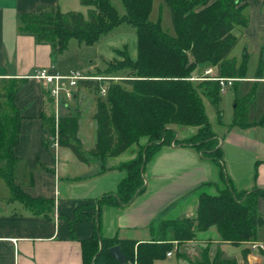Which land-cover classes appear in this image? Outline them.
<instances>
[{"label": "trees", "instance_id": "16d2710c", "mask_svg": "<svg viewBox=\"0 0 264 264\" xmlns=\"http://www.w3.org/2000/svg\"><path fill=\"white\" fill-rule=\"evenodd\" d=\"M163 1L171 12L175 36L150 21L153 0H122L126 10L123 17L111 0H81L83 6L90 9L88 16L79 12L64 13L58 6H40L36 12L20 16V33L34 37L38 44H51L56 55L67 52L72 40L94 46L102 36L124 23L136 29V59L130 58L127 49L125 55L119 51L123 61L116 66L110 64L100 75L120 78L109 81L106 96H101L100 82L81 81L79 88L97 95L96 144L91 155L107 160L133 146H138L139 152L133 160L114 168L125 173L116 192L78 207L73 218L67 219L71 236L74 237L76 224L94 222V235L81 241L84 264H121L110 253L115 246L121 247L125 264H155L174 250L189 264H240L220 248L214 258L208 250L201 252L194 263L186 250L185 254L180 253L181 248L185 249L200 234L215 229L221 243L245 248L241 252L243 264H251L248 246L259 240L264 228V216L257 211L259 201L264 199V189L256 188L250 193L239 191L225 173L220 146L204 149L217 140L212 135L204 99L221 115V85L213 79L249 78L248 56L244 55L246 59L241 64L230 57L239 43L234 31L247 28L250 23L247 5L243 0ZM213 68H219L220 73L207 76ZM19 84L17 80H8L0 85V178L11 191V201L22 203L36 217L52 219L54 200L33 197L15 178L18 160L15 152L21 141L23 122L22 112L15 103ZM254 97L255 91L236 100L232 128L246 129L255 125L249 120ZM81 116L77 111L60 117L59 146L69 148L80 162L88 163L78 136ZM47 120L49 133L54 136L55 115ZM172 125L195 127L198 132L179 139ZM172 146L198 151L205 161L218 168L220 181L227 184L225 189L217 195L201 194L194 217L163 222L157 226V237L150 242L102 236L103 209L126 208L142 195L147 165L163 148ZM175 243L180 249H176ZM262 253L264 255V251Z\"/></svg>", "mask_w": 264, "mask_h": 264}, {"label": "crops", "instance_id": "0c3cea01", "mask_svg": "<svg viewBox=\"0 0 264 264\" xmlns=\"http://www.w3.org/2000/svg\"><path fill=\"white\" fill-rule=\"evenodd\" d=\"M243 2L247 5L246 12H251L250 27L254 21H264V1ZM40 6H58L64 13L79 12L86 16L90 12L81 0H0V85L8 80L19 81L15 103L23 116L21 141L15 152L18 159L15 178L33 197L55 202L52 219L32 215L24 205L17 206L18 201H11L12 195L7 199V207L0 203V264H84L81 241L94 235L95 224L93 221L76 224L72 237L67 219L73 218L78 207L116 192L125 173L114 168L136 158L139 147L132 150L131 157L124 152L118 157L100 160L86 155L91 154L95 141L86 151L82 147L88 163L80 162L69 148L53 147L47 124L50 103L42 83L34 76L43 68L59 74L76 68L66 64L65 53L54 54L51 44H38L34 37L20 33V16L34 13ZM234 34L240 35L235 31ZM214 70L217 75L220 73L219 68H213L209 74ZM77 111L83 115L82 110L77 108ZM232 122L233 119L225 127L227 130L217 136L225 173L239 191L264 189V125L251 122L255 125L242 129L232 128ZM174 130L179 139L198 132L197 128L190 133ZM80 132L81 123L79 138ZM144 178L145 192L128 207L103 209L102 236L150 242L157 237V226L163 223L158 221L194 217L201 194L217 195L211 190L206 192L204 187L212 183L220 191L227 185L220 181L218 168L205 161L198 151L176 146L163 148L147 165ZM257 211L264 216V199L259 201ZM261 232L264 228L259 235ZM202 235L215 237L214 244L228 255L227 249L231 246L220 242L216 230ZM172 253L167 259L174 258L175 250ZM253 256L249 254L251 264Z\"/></svg>", "mask_w": 264, "mask_h": 264}, {"label": "rangeland", "instance_id": "374dc122", "mask_svg": "<svg viewBox=\"0 0 264 264\" xmlns=\"http://www.w3.org/2000/svg\"><path fill=\"white\" fill-rule=\"evenodd\" d=\"M264 1V0H262ZM113 7L117 10L119 16L123 17L126 14L125 7L122 0H111ZM254 15L256 14L255 6ZM85 9V8H84ZM262 13H264V2L262 7ZM249 21L251 19V12L247 10L246 12ZM150 21L154 24H160L163 31L169 33L171 36H175V31L172 23V16L169 8L166 6L163 0H153L152 13L150 15ZM251 23V21H250ZM250 23L249 26L250 27ZM247 27V28H248ZM248 30V31H247ZM247 31V33H246ZM236 34L239 35V43L231 53V58L236 59L238 64H241L246 58L244 55H247L248 59V74L249 78L247 79H238L232 87H229L222 94V102L220 104L221 115L217 113L216 108L209 102L208 99H204V104L206 107V114L212 126V135L216 138L220 137V133L225 129L228 123H231L234 116V106L237 99H244L251 93L255 91L254 104L250 108L249 120L250 122H257L264 125V21L256 22L254 21L253 25L249 29L238 28L235 30ZM246 34V37L243 35ZM245 37V38H244ZM126 49L131 59H136L137 57V34L136 29L131 25L124 23L119 27L115 28L113 31L101 37V39L94 46H85L80 45L76 40H72L69 45V49L65 52L66 64L76 68L75 71H78L84 75H101L102 71L108 70L110 64L117 65V62H122L123 58L119 51L123 52L122 55L126 54ZM97 66L98 68H94ZM262 70L260 73L258 70ZM101 72V73H100ZM208 72L207 74H209ZM206 74V75H207ZM261 75L260 78L256 79ZM207 76H217V72L214 70L211 74ZM252 78V79H250ZM108 85V82L105 83V86ZM77 95L79 97H77ZM78 101V102H77ZM97 95L94 92H88V90L78 88L76 92V98L72 100L69 104V108H60L59 116L64 117L68 116L70 113L75 114L77 108L82 110L83 116L81 122V144L83 149L86 151L88 148L92 147L96 141V122L92 117L95 113V108L97 107ZM49 117L51 114H54L52 111L53 107L48 104ZM54 110V109H53ZM51 111V112H50ZM224 122V125L222 124ZM173 129H177L180 133L192 132L195 127H181L177 125L171 126ZM80 131V130H79ZM185 135H187L185 133ZM204 140V138H201ZM219 145V139L214 141L213 144L205 145L204 149L215 148ZM137 150V146H133L131 149L126 151L128 157L132 156V152ZM88 157L93 158V155L86 153ZM85 155V156H86ZM212 164V163H211ZM213 165V164H212ZM208 192L211 190L212 194H218L217 185L209 184L203 188ZM253 189H243L250 193L254 191ZM211 195V194H210ZM11 196V191L6 185L5 181L0 178V203L2 206L7 207V199ZM100 199V198H99ZM98 200V199H97ZM96 201V200H95ZM94 201V202H95ZM22 203L18 202L17 206H22ZM20 208V207H19ZM167 222V221H158ZM169 222V221H168ZM215 230V229H213ZM200 234L193 243L186 245V248H181L180 253L190 256L192 262H196L200 258L201 252L209 251L212 258L215 256V252L218 249L217 244H214L213 239L215 237L211 235H202ZM260 240H264V232H261L259 235ZM259 241V240H258ZM257 241V242H258ZM231 246V245H228ZM247 248V247H246ZM225 249V248H224ZM245 249L243 247H234L231 246L228 248V256L235 258L239 261L240 264H243L241 252ZM249 249V246H248ZM186 250V252L184 251ZM185 252V253H184ZM253 256V264H264V255L262 251H251ZM256 257L258 259H256ZM213 262V261H211ZM157 264H189L185 261L184 257L179 258L175 252L173 259H165L157 261Z\"/></svg>", "mask_w": 264, "mask_h": 264}, {"label": "built area", "instance_id": "2783aa9c", "mask_svg": "<svg viewBox=\"0 0 264 264\" xmlns=\"http://www.w3.org/2000/svg\"><path fill=\"white\" fill-rule=\"evenodd\" d=\"M34 78L39 80L42 83L43 90L47 94L48 102L53 107V112L55 115L56 123V132L52 136V143L55 149L59 148V110L60 108L69 107V104L72 100L76 98V92L79 88V83L81 81H96L100 82L102 85L100 87L101 96H106L109 81H117L120 78H111L100 75H84L78 71H71L67 74L54 73L52 69L43 68L36 71ZM213 80L219 81L221 85V94H223L229 87H232L238 79L234 78H214ZM108 82V85L105 86V83ZM251 251H264V241L254 242L249 245ZM173 253H168L167 257H172Z\"/></svg>", "mask_w": 264, "mask_h": 264}, {"label": "water", "instance_id": "95a60500", "mask_svg": "<svg viewBox=\"0 0 264 264\" xmlns=\"http://www.w3.org/2000/svg\"><path fill=\"white\" fill-rule=\"evenodd\" d=\"M111 255L121 264H125L126 257L123 254L120 246H115L110 249Z\"/></svg>", "mask_w": 264, "mask_h": 264}]
</instances>
